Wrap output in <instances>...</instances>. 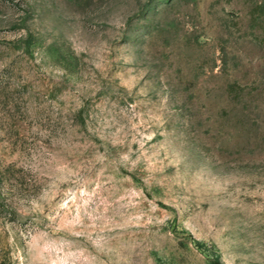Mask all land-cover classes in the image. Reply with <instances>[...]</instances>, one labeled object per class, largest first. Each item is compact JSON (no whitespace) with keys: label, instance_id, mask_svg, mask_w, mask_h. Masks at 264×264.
<instances>
[{"label":"rangeland","instance_id":"1","mask_svg":"<svg viewBox=\"0 0 264 264\" xmlns=\"http://www.w3.org/2000/svg\"><path fill=\"white\" fill-rule=\"evenodd\" d=\"M0 264H264V0H0Z\"/></svg>","mask_w":264,"mask_h":264}]
</instances>
